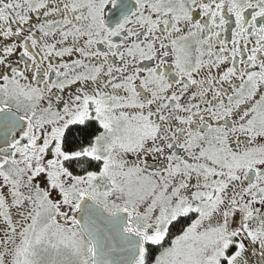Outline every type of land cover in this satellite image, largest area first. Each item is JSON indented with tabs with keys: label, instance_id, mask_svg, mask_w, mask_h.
<instances>
[{
	"label": "snow or ice",
	"instance_id": "snow-or-ice-1",
	"mask_svg": "<svg viewBox=\"0 0 264 264\" xmlns=\"http://www.w3.org/2000/svg\"><path fill=\"white\" fill-rule=\"evenodd\" d=\"M0 264H264V0H0Z\"/></svg>",
	"mask_w": 264,
	"mask_h": 264
}]
</instances>
